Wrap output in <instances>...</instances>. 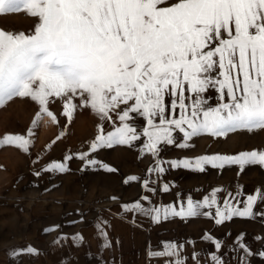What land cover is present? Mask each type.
<instances>
[{
  "label": "snow or ice",
  "instance_id": "1",
  "mask_svg": "<svg viewBox=\"0 0 264 264\" xmlns=\"http://www.w3.org/2000/svg\"><path fill=\"white\" fill-rule=\"evenodd\" d=\"M20 11L38 23L29 35L0 30V106L13 97H30L39 105L37 118L43 113L55 122L49 110L52 98L64 101L63 115L71 119L77 107L73 100L79 96L80 107L113 124L109 132L97 126L89 150L131 146L143 137L141 152L150 153L155 161L148 172L158 176L167 171L165 164L198 172L206 166L264 167V150L194 160L159 159L164 147H188L193 137L264 130V0H0V14ZM210 89L218 94L215 106L209 104ZM137 118L144 121L141 129L135 125ZM174 133H182L185 143L177 144ZM2 143L27 151L30 140L8 134ZM80 158L89 165L98 163L88 153ZM45 170L64 172L66 166L53 162ZM136 179L128 177L126 183ZM155 182L145 180L143 186L154 192L149 185ZM168 190L169 185L163 184L161 191ZM220 191L214 189L202 201L189 197L178 210L172 205L145 208L140 202L123 208L148 216L153 223L211 216L221 225L234 217L251 218L258 202L264 203V191L257 190L243 202L239 192L229 193L220 205ZM214 206V215L201 211ZM96 228L104 240L101 247H110L101 224ZM205 238L221 248L207 234ZM236 243L244 253L241 264H249L246 257L252 253L242 235ZM161 247L149 255L174 257L173 264H185L180 254L183 244L163 242ZM26 251L35 253L31 247ZM258 254L264 258V251ZM211 260L224 264L217 255Z\"/></svg>",
  "mask_w": 264,
  "mask_h": 264
},
{
  "label": "rangeland",
  "instance_id": "2",
  "mask_svg": "<svg viewBox=\"0 0 264 264\" xmlns=\"http://www.w3.org/2000/svg\"><path fill=\"white\" fill-rule=\"evenodd\" d=\"M37 23L36 17L24 11L0 14V30L6 33L29 35ZM207 96L209 104L215 106V90L210 89ZM63 103L52 98L49 104L55 122L43 113L37 118L39 105L30 97H13L0 106V140L8 134L30 140L27 151L0 144V264H173L174 257L149 255L162 250L163 242L183 244L180 254L185 264H213L212 255L219 256L224 264H241L244 253L236 243L241 235L252 253L246 257L249 264H264L258 254L264 251V203L258 202L251 218L234 217L221 225L211 216L170 217L153 223L150 217L123 208L140 202L145 208L172 205L178 210L189 197L202 201L214 189H221L217 193L220 205L229 193L235 196L239 192L238 199L243 202L257 190L264 191V167L248 165L241 170L236 165L222 169L206 166L204 172H198L165 164L167 171L158 176L148 172L155 161L150 153L141 152L143 137L131 146L114 144L91 152L97 126L109 132L113 124L101 121L90 108L80 107L79 96L73 100L77 107L71 119L63 115ZM43 116L49 118L44 129L40 125ZM113 120L119 125L115 114ZM135 125L141 129L144 121L137 118ZM174 136L177 144L185 143L182 133ZM187 144L185 148L164 147L159 159L194 160L264 150V130L201 135ZM81 153H88V158L98 163L89 165L80 158ZM53 162L64 163L66 171H46ZM132 176L137 179L126 183ZM145 180L156 181L149 185L154 192L143 186ZM165 183L169 185L167 192L161 191ZM201 211L214 215L215 206ZM97 223L107 234L110 247H101L104 240ZM206 234L221 248L216 249ZM29 247L35 249L34 254L27 253Z\"/></svg>",
  "mask_w": 264,
  "mask_h": 264
},
{
  "label": "bare ground",
  "instance_id": "3",
  "mask_svg": "<svg viewBox=\"0 0 264 264\" xmlns=\"http://www.w3.org/2000/svg\"><path fill=\"white\" fill-rule=\"evenodd\" d=\"M40 125L41 127L44 129L49 125V118H47L46 116L41 117L40 118ZM48 128V127H47Z\"/></svg>",
  "mask_w": 264,
  "mask_h": 264
},
{
  "label": "crops",
  "instance_id": "4",
  "mask_svg": "<svg viewBox=\"0 0 264 264\" xmlns=\"http://www.w3.org/2000/svg\"><path fill=\"white\" fill-rule=\"evenodd\" d=\"M47 117V116H46ZM48 118V117H47Z\"/></svg>",
  "mask_w": 264,
  "mask_h": 264
}]
</instances>
